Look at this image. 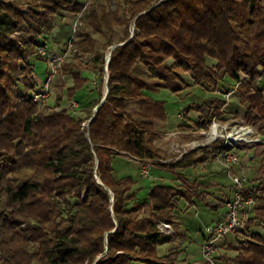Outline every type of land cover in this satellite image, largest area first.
<instances>
[{
    "label": "trees",
    "instance_id": "obj_1",
    "mask_svg": "<svg viewBox=\"0 0 264 264\" xmlns=\"http://www.w3.org/2000/svg\"><path fill=\"white\" fill-rule=\"evenodd\" d=\"M112 2L113 8L73 0L0 1V264H184L179 251L158 255L157 246L171 242L172 236L160 233L156 222L172 223L180 201L191 206L194 198L204 199L202 183L190 181L186 170L236 151L215 142L185 153L175 163H153L172 174L177 184H154L138 202L136 181L116 178L113 159L124 154L138 162L154 160L157 127L167 119L164 103L148 96L147 83L133 75L140 62L175 76L188 73L194 85L211 90L224 79L234 83L221 98L185 109L186 114H199L190 131H205L213 119L225 116L223 94L234 91L245 106L242 119L264 133V89L258 88L264 78L261 0ZM65 12L79 16L74 60L93 55L101 76L106 49L123 43L110 55L108 95L87 126L82 124L99 104V90L85 104L88 116L61 107L75 101L89 82L81 63L60 66L56 77L70 78L72 84L59 87L50 109L38 107L39 101L19 88L27 79L28 91L34 90L31 60H44L37 48L46 46ZM251 158L258 169L246 195L256 204L244 228L228 234L237 245L229 242L233 256L215 255V264H264V147ZM200 264L208 263L202 259Z\"/></svg>",
    "mask_w": 264,
    "mask_h": 264
},
{
    "label": "rangeland",
    "instance_id": "obj_2",
    "mask_svg": "<svg viewBox=\"0 0 264 264\" xmlns=\"http://www.w3.org/2000/svg\"><path fill=\"white\" fill-rule=\"evenodd\" d=\"M0 1L16 3V0ZM73 1H76L78 3L86 2L87 4L107 3L110 7L113 8L112 0ZM261 1L262 3H264V0ZM21 10L23 12H26L27 5H21ZM75 21H77L79 25L78 15L65 12L59 19L56 20L54 31H56L57 34L56 32H54L53 35H56L57 38L60 39L63 43L66 42V38L71 34V24ZM79 29L83 30L84 28L80 25ZM116 31L118 32L119 36L121 30L117 29ZM118 36L116 37L115 41L118 39ZM51 37L52 35L50 36V38H48L47 36L46 48L47 46L48 48L52 47L53 41ZM94 37L99 41H102L100 36L94 34ZM112 46L108 47L104 54L103 76H101V74L99 73L101 69L100 66L95 64V62L93 61V55L91 54H85L79 59L74 60L72 56L74 52H71V54L63 62L81 63L82 67H84L82 70V74L88 78L89 82L87 86H85L80 92L77 93L76 99L80 103L84 102L87 97H90V95H92L91 93L93 92L94 96L96 97V89L102 93L103 97L106 91L105 78L107 79V71H105L106 57L109 54ZM31 61L34 65V74L32 76V81L34 82L35 88L33 91H28V88L25 86V81H27V79H22L19 82V88L21 89L20 91L26 93V95L30 94L34 96V93H36V91H40L42 83L46 78L48 71V62L47 60L35 59H32ZM171 63L172 61L169 60L168 65H170ZM133 75L143 79L147 83L149 87L145 90V93L148 96H151L153 99L163 102L167 112V119L165 121L166 124L160 123L157 127L159 135L158 137L160 141L158 140V144H156L155 147L159 150L160 154H158V156L155 157L154 160H146L144 164L149 166H152L153 163L162 164L161 162L172 164V162L176 161L184 153L190 152L191 150L198 151L200 148H207L212 145L211 142L208 141L210 137V130L207 129L205 131L191 133L188 140L181 141L177 138L178 136L176 135V126L187 122L186 119L183 120V117L185 115H187L188 119L192 118V120H194V117L199 115L193 110L189 111L186 114L185 109H187L190 105H200L204 103V101L210 103L214 98H221L220 93L224 92L227 87L233 86V82L229 81L228 79H224L218 84L216 89L214 88L211 90L203 86L194 85L193 79L188 73H179L178 76H175L173 72H168L163 68L152 69L146 67L142 64V62L137 65V68L134 70ZM94 83H96L97 85H95ZM62 84L65 85V87L71 86V79H62L55 77L50 83L48 97L43 100H38V107L50 109L54 105L56 97L60 94L59 87ZM164 86L165 88H161ZM258 88L264 89V78H261L258 81ZM233 93L234 91L228 99L224 98V101H226L227 103L223 107V113L225 116H223L222 119H216L217 122L224 123V125H227V127H232L234 124L247 125L248 127L252 128L256 136H264V133L259 131V126L253 127L249 124H246L242 119L245 106L239 103L236 93ZM71 102H65L63 104L66 105L67 103V108L70 109V111H73L74 115H78V112L76 111H79V109L81 108L80 105L78 106V108H75L73 110L70 108ZM94 108L91 110L92 114ZM131 110L132 108L130 109V112ZM88 115H90V113H88L87 110L86 114H84L83 116H78L85 117ZM87 123L88 121H85L82 126H87ZM259 147H264V142L238 145V147H236L234 151H236V155L239 157V163L235 170L234 167L236 165L233 166L232 172L240 176L244 175L248 179H254L258 166L253 161L254 159L251 157L255 154V152L258 151ZM137 165L138 162L136 160L124 154L115 156L112 164L113 174L116 178L131 176L137 180L134 189L137 190L136 200L139 202L146 199L152 185L159 182L156 180L152 182V180L149 178H142L138 173L139 170ZM184 173L187 175L188 179H193L196 177L203 184H211L209 185L211 196L206 192V189L202 184V186L200 187V192L203 195L205 193L204 199L206 200L194 198V204L191 206H187L184 201H180L179 205L174 209L172 213V220H174L176 223L174 224V226L173 222L171 223V227L174 233L172 235L171 242L158 245L157 253L158 255L162 256L167 253V250L173 249L174 251H179V260L182 261V263L200 264L202 262L201 244L203 241L204 229L209 225L215 224V222L223 214L224 208L221 207V203L223 201L222 194H226L227 196L230 193L229 185H232V181L231 178L227 176L226 170L220 165L219 161L208 163L204 166L199 165L194 169L186 170ZM168 175H170L171 178H174V183H172V181L169 184H177L175 181V177L172 174ZM214 184H220V186L223 187L224 190H216L215 186L213 187ZM209 188H207V190ZM208 203L212 205L216 203L214 205L219 207L214 210ZM233 238L234 237L232 235H226L225 240H219L217 242L218 252H216V255L233 256V246L236 245L233 241ZM229 242L232 243L233 246ZM133 264L141 263L134 262Z\"/></svg>",
    "mask_w": 264,
    "mask_h": 264
},
{
    "label": "built area",
    "instance_id": "obj_3",
    "mask_svg": "<svg viewBox=\"0 0 264 264\" xmlns=\"http://www.w3.org/2000/svg\"><path fill=\"white\" fill-rule=\"evenodd\" d=\"M77 30L78 23L75 21L72 25L71 38L67 41L65 49L57 56L47 57L46 46H39L37 48V52L40 55L48 58V71L40 91L33 96L34 101L43 100L48 97L51 81L56 77L61 64L73 51V38ZM232 92L228 91L224 93L223 97L228 99ZM77 107L75 101L70 103L71 109L74 110ZM209 127L210 137L208 141L211 144L223 141L221 142V146L230 149V151H234L241 144L264 142V136H256L252 128L247 125L234 124L232 127H227L224 123H219L216 119H213ZM219 159L227 175L231 178L232 194L223 203L224 212L221 217L215 224L209 225L204 229L201 256L208 264H215L214 258L217 252V242L229 233L243 229L247 222L249 211L256 204V199L253 196L246 195V186L249 183V179L244 175L240 176L232 172V166L238 165L239 157L233 152H227L222 154ZM140 176L142 178L150 177L149 165L145 164L142 166ZM156 226L159 232L164 235L172 236L174 234L171 223L156 222Z\"/></svg>",
    "mask_w": 264,
    "mask_h": 264
},
{
    "label": "crops",
    "instance_id": "obj_4",
    "mask_svg": "<svg viewBox=\"0 0 264 264\" xmlns=\"http://www.w3.org/2000/svg\"><path fill=\"white\" fill-rule=\"evenodd\" d=\"M86 3V2H85ZM74 23V22H73ZM73 23L71 24V26L73 25ZM55 29V28H54ZM54 32H56V31H54L53 30V32L48 36V38H50V36L52 35V47L51 48H48V46H47V48H46V54H47V57H51V56H56V55H59V54H61V52L63 51V49H64V47H65V45H66V42L68 41V38L70 37V36H68L67 38H66V42H62L60 39H58L57 38V36L55 35H53V33ZM56 34H57V32H56ZM60 40V41H59ZM47 45V44H46ZM44 60H48V58H46V57H44ZM137 68V67H136ZM135 68V69H136ZM95 84V83H94ZM92 95H90V97H87L86 98V100L84 101V102H82V103H80L79 101H77V99H75V102L77 103V106H79L80 105V109H79V111L77 110L76 112H78L77 114L78 115H81V116H83L84 114H86V112H87V109H86V103L87 102H89V101H93L94 99H95V96H94V92L93 93H91ZM61 107H65V108H67V103H66V105L65 104H63L62 103V105H61ZM78 108V107H77ZM80 116V117H81ZM198 117H199V115L198 116H196V117H194V120H192V118H190L191 120H187V117L186 118H184L183 120H185L186 119V123H184V124H180V125H178V126H176L177 127V132H176V135L178 136L177 138L179 139V140H181V141H186V140H188L189 139V137H190V135H191V133H197V132H199V131H197V132H192V131H190V129H189V127L191 126V122H194V121H196L197 119H198ZM223 118V117H222ZM221 118V119H222ZM166 124V123H165ZM182 126V127H181ZM202 131V130H201ZM159 135H157V137L154 139V141H153V145L155 146L156 144H158L157 142H158V140H159V137H158ZM181 136V137H180ZM178 139H177V141H178ZM160 141V140H159ZM158 150V149H157ZM158 154H160L159 153V150H158ZM185 154V153H184ZM183 154V155H184ZM181 158V157H180ZM180 158H178L176 161H178ZM135 160V159H134ZM176 161H174V162H172V163H175ZM217 161H219V163H220V165L223 167V165L221 164V162H220V159H218ZM138 162V161H137ZM144 162L145 161H142V162H138V170H139V175H140V170H141V168H142V166L143 165H145L144 164ZM162 164L164 163V164H166L167 162H161ZM112 164H113V162H112ZM206 165V164H205ZM204 166V165H203ZM237 167V165L234 167V170H235V168ZM149 168H150V177H147V178H149V179H151L152 180V182L153 181H158L159 183H167V184H169V183H171L172 181V183H174V178H171L170 177V175H168V174H170V173H168V172H166L165 170H163V169H158V168H156V167H154V166H149ZM224 168V167H223ZM232 168H233V166H232ZM154 171H156V172H154ZM233 171V170H232ZM154 173V174H153ZM228 176V175H227ZM127 177V176H126ZM129 177H131V176H129ZM122 178V177H121ZM135 181H136V183H137V180L135 179V178H133ZM193 179H197L196 177L195 178H193ZM193 179H189V180H193ZM176 181V180H175ZM197 182L198 183H201L198 179H197ZM156 184V183H155ZM203 184V183H202ZM202 184H201V186H202ZM136 185V184H135ZM154 185V184H153ZM152 185V186H153ZM209 185H211V184H209ZM209 185L207 184H203V187L206 189V192L207 193H209V195L211 196V194H210V188H209ZM215 186V189L216 190H224V188L223 187H221L220 186V184H214L213 185V187ZM135 187V186H134ZM209 188L208 190H207V188ZM229 190H230V193L226 196V194H222L223 195V201L224 200H227L230 196H231V194H232V185L230 184L229 185ZM225 196V197H224ZM223 201H222V203H221V207H223ZM214 204H216V203H214ZM213 204V205H214ZM187 206H189L188 204H187ZM215 210V209H214ZM172 222H173V226H174V224L176 223L174 220H172ZM175 231V230H174ZM176 233V232H175Z\"/></svg>",
    "mask_w": 264,
    "mask_h": 264
},
{
    "label": "water",
    "instance_id": "obj_5",
    "mask_svg": "<svg viewBox=\"0 0 264 264\" xmlns=\"http://www.w3.org/2000/svg\"><path fill=\"white\" fill-rule=\"evenodd\" d=\"M161 1H164V0H161ZM132 34H133V31H132V33H131V36H132ZM121 45H123V43H120V44H117V45H114V46L111 47L110 52H109V54H108L107 57H106L105 71H107L108 62H109L110 55H111L112 51H113L115 48H117V47H119V46H121ZM105 82H106V91H105L103 97L101 98L99 104H97V105L95 106V108H94V110H93L92 117L89 119L88 122H90V121L93 119V117L96 115L98 109L102 106V104H103V103L105 102V100H106V97H107V95H108L107 79L105 80ZM98 182H99V181H98ZM99 183H100V182H99ZM100 184H101V183H100ZM101 185H102V184H101ZM109 193H110V191H109ZM111 199H112V198H111ZM112 232H114V230H113Z\"/></svg>",
    "mask_w": 264,
    "mask_h": 264
}]
</instances>
